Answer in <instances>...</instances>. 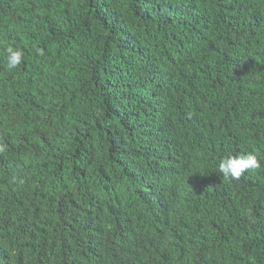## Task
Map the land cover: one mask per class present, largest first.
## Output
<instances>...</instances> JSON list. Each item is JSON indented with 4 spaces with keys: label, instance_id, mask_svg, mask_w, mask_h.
I'll return each instance as SVG.
<instances>
[{
    "label": "trees",
    "instance_id": "1",
    "mask_svg": "<svg viewBox=\"0 0 264 264\" xmlns=\"http://www.w3.org/2000/svg\"><path fill=\"white\" fill-rule=\"evenodd\" d=\"M0 141V264H264V0H0Z\"/></svg>",
    "mask_w": 264,
    "mask_h": 264
},
{
    "label": "clouds",
    "instance_id": "2",
    "mask_svg": "<svg viewBox=\"0 0 264 264\" xmlns=\"http://www.w3.org/2000/svg\"><path fill=\"white\" fill-rule=\"evenodd\" d=\"M7 55L5 57L6 68L8 70L16 69L22 64L25 58V53L20 49H13L8 47L6 49ZM37 54H42L40 49H36ZM7 150V145L0 141V153ZM261 167V162L253 153L240 154L236 156L221 157L217 163V170L225 179L238 180L243 174L249 170H256ZM12 181L23 184L24 181L17 175L12 177Z\"/></svg>",
    "mask_w": 264,
    "mask_h": 264
}]
</instances>
